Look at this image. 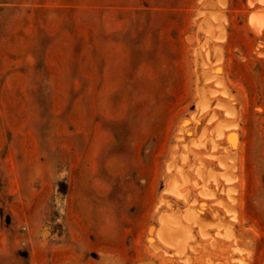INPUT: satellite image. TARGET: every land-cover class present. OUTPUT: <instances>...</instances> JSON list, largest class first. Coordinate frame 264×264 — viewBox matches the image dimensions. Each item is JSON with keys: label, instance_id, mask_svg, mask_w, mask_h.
<instances>
[{"label": "rangeland", "instance_id": "374dc122", "mask_svg": "<svg viewBox=\"0 0 264 264\" xmlns=\"http://www.w3.org/2000/svg\"><path fill=\"white\" fill-rule=\"evenodd\" d=\"M0 264H264V0H0Z\"/></svg>", "mask_w": 264, "mask_h": 264}]
</instances>
